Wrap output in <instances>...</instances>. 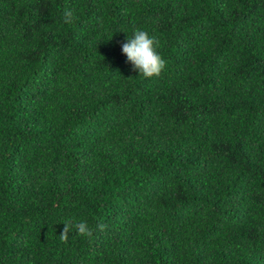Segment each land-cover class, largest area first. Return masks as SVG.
<instances>
[{
	"label": "trees",
	"instance_id": "trees-1",
	"mask_svg": "<svg viewBox=\"0 0 264 264\" xmlns=\"http://www.w3.org/2000/svg\"><path fill=\"white\" fill-rule=\"evenodd\" d=\"M0 264H264V0H0Z\"/></svg>",
	"mask_w": 264,
	"mask_h": 264
},
{
	"label": "clouds",
	"instance_id": "clouds-1",
	"mask_svg": "<svg viewBox=\"0 0 264 264\" xmlns=\"http://www.w3.org/2000/svg\"><path fill=\"white\" fill-rule=\"evenodd\" d=\"M65 23L70 22L72 12L65 13ZM160 47V42L155 37H150L147 32L137 30L132 38H127L121 44L122 53L128 58V61L133 65L134 70H138L140 75L144 77H159L165 70L166 62L156 51ZM106 226L100 224L99 228L103 230ZM75 229L77 235L91 237L93 229L85 221L77 223H64L63 231L60 234V239L67 242L70 238L72 230Z\"/></svg>",
	"mask_w": 264,
	"mask_h": 264
}]
</instances>
